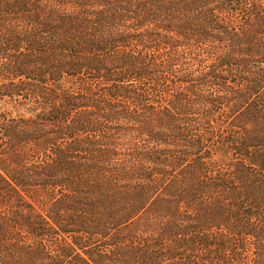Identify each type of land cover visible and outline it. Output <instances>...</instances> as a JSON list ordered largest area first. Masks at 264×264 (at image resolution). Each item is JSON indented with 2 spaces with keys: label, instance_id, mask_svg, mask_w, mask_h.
<instances>
[{
  "label": "trees",
  "instance_id": "1",
  "mask_svg": "<svg viewBox=\"0 0 264 264\" xmlns=\"http://www.w3.org/2000/svg\"><path fill=\"white\" fill-rule=\"evenodd\" d=\"M0 264H264V0H0Z\"/></svg>",
  "mask_w": 264,
  "mask_h": 264
},
{
  "label": "rangeland",
  "instance_id": "2",
  "mask_svg": "<svg viewBox=\"0 0 264 264\" xmlns=\"http://www.w3.org/2000/svg\"><path fill=\"white\" fill-rule=\"evenodd\" d=\"M0 110H8V111H12L15 113H25V114L27 113L25 109L15 108L14 105H9L7 103H1Z\"/></svg>",
  "mask_w": 264,
  "mask_h": 264
}]
</instances>
